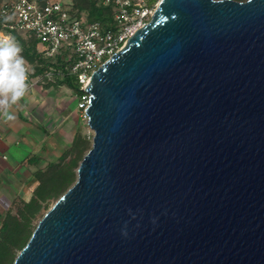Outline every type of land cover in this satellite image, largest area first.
I'll use <instances>...</instances> for the list:
<instances>
[{"label":"water","instance_id":"95a60500","mask_svg":"<svg viewBox=\"0 0 264 264\" xmlns=\"http://www.w3.org/2000/svg\"><path fill=\"white\" fill-rule=\"evenodd\" d=\"M86 91L92 148L13 264H264V0H161Z\"/></svg>","mask_w":264,"mask_h":264},{"label":"built area","instance_id":"2783aa9c","mask_svg":"<svg viewBox=\"0 0 264 264\" xmlns=\"http://www.w3.org/2000/svg\"><path fill=\"white\" fill-rule=\"evenodd\" d=\"M101 2L113 6L117 22L115 29H104L100 22H90L85 15L72 13L70 3L63 0H0V16L9 20L0 32L10 33L20 45L16 32L32 34L39 41L37 50L45 57L51 58L67 51L74 59L71 70L83 90L78 96V107L84 112L90 104L86 86L92 73L120 51L135 31L151 20L161 0ZM28 65V84L32 89L44 80L41 76H33L34 71ZM48 77L51 78L50 73Z\"/></svg>","mask_w":264,"mask_h":264},{"label":"trees","instance_id":"16d2710c","mask_svg":"<svg viewBox=\"0 0 264 264\" xmlns=\"http://www.w3.org/2000/svg\"><path fill=\"white\" fill-rule=\"evenodd\" d=\"M70 5L72 13L78 16L85 15L90 22L98 21L104 29L117 27L113 6L104 5L101 0H72ZM8 22L6 17L0 16V29ZM16 35L21 41L22 55L34 71L33 76H41L47 86L65 85L77 96L82 95L83 90L71 70L74 59L69 57L67 51L51 58L45 57L37 50L39 41L34 35H24L19 32H16ZM49 73L51 78L48 77ZM91 148L92 141L79 128L62 155L34 171L37 185L30 200L16 198L2 220L0 264L14 263L42 217L76 182L80 162ZM33 160L40 159L34 157Z\"/></svg>","mask_w":264,"mask_h":264},{"label":"crops","instance_id":"0c3cea01","mask_svg":"<svg viewBox=\"0 0 264 264\" xmlns=\"http://www.w3.org/2000/svg\"><path fill=\"white\" fill-rule=\"evenodd\" d=\"M57 92L40 82L13 106L15 119L0 115V228L16 198L30 200L37 185L34 171L56 160L71 144L69 118L77 110L75 100Z\"/></svg>","mask_w":264,"mask_h":264},{"label":"clouds","instance_id":"9594fccd","mask_svg":"<svg viewBox=\"0 0 264 264\" xmlns=\"http://www.w3.org/2000/svg\"><path fill=\"white\" fill-rule=\"evenodd\" d=\"M22 46L10 33L0 32V115L15 119L11 110L29 90V65Z\"/></svg>","mask_w":264,"mask_h":264},{"label":"rangeland","instance_id":"374dc122","mask_svg":"<svg viewBox=\"0 0 264 264\" xmlns=\"http://www.w3.org/2000/svg\"><path fill=\"white\" fill-rule=\"evenodd\" d=\"M63 1L66 3H70L72 0H63ZM54 87L57 88L58 95L64 96L66 98V100L68 99V100H70V102L75 100V105H76L77 110H76L75 114L73 116L71 115L69 118V125H70L69 128H73L71 130L72 134H69V136H68L69 139L72 140L74 135L78 132V129L80 128L82 130V132L85 135H87V137L93 142L94 132L89 126L88 118L85 115V112L83 110L79 109V107H78V102H79L78 96L65 85H59V86H54ZM69 110H70V108H69Z\"/></svg>","mask_w":264,"mask_h":264}]
</instances>
